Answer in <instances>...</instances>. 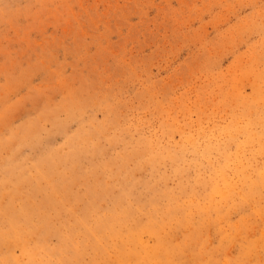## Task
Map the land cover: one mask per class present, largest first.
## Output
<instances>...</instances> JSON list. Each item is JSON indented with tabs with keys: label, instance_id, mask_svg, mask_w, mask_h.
<instances>
[{
	"label": "rangeland",
	"instance_id": "374dc122",
	"mask_svg": "<svg viewBox=\"0 0 264 264\" xmlns=\"http://www.w3.org/2000/svg\"><path fill=\"white\" fill-rule=\"evenodd\" d=\"M263 145L264 0H0V264H264Z\"/></svg>",
	"mask_w": 264,
	"mask_h": 264
},
{
	"label": "bare ground",
	"instance_id": "6f19581e",
	"mask_svg": "<svg viewBox=\"0 0 264 264\" xmlns=\"http://www.w3.org/2000/svg\"><path fill=\"white\" fill-rule=\"evenodd\" d=\"M84 136V135H83ZM9 146V145H8ZM219 146V145H218ZM264 146V145H263ZM206 148V147H205ZM97 151V150H96ZM69 155V154H68ZM141 156V155H140ZM180 157V156H179ZM157 161V160H156ZM69 162V161H68ZM244 165V164H243ZM174 173V172H173ZM217 176V175H216ZM184 177V176H183ZM195 180V179H194ZM216 181V180H215ZM241 181V180H240ZM196 183V182H195ZM208 185V184H207ZM142 186V185H141ZM155 186V185H154ZM216 186V185H215ZM208 188V187H207ZM125 189V188H124ZM236 190V189H235ZM165 192V191H164ZM202 192V191H201ZM208 193V192H206ZM223 193V192H222ZM210 195V194H209ZM208 195V196H209ZM214 197V196H213ZM200 198V197H199ZM181 199V198H180ZM209 199V198H207ZM244 199V198H243ZM255 199V198H254ZM193 200V199H192ZM213 205V204H212ZM234 209V208H233ZM188 212V211H187ZM209 212V211H208ZM216 213V212H215ZM31 218V217H30ZM217 220V219H216ZM171 223V222H170ZM190 223V222H189ZM181 224V223H180ZM183 224V223H182ZM182 226V225H181ZM86 227V226H85ZM61 231V230H60ZM218 231V230H217ZM173 233V232H172ZM57 236V235H56ZM167 239V238H166ZM176 239V238H175ZM264 242V241H263ZM259 243V242H258ZM263 246V245H262ZM145 247V246H144ZM188 247V246H187ZM255 247V246H254ZM257 247V246H256ZM254 249V248H253ZM258 252V251H257ZM203 255V254H202ZM249 256V255H248ZM149 257V256H148ZM257 257V256H256ZM185 261V260H184ZM193 261V260H192ZM199 261V260H198ZM149 262V261H148Z\"/></svg>",
	"mask_w": 264,
	"mask_h": 264
}]
</instances>
